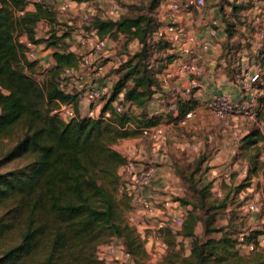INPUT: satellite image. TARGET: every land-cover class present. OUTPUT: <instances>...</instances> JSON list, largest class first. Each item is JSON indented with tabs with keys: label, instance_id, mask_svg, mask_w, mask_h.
I'll list each match as a JSON object with an SVG mask.
<instances>
[{
	"label": "trees",
	"instance_id": "trees-1",
	"mask_svg": "<svg viewBox=\"0 0 264 264\" xmlns=\"http://www.w3.org/2000/svg\"><path fill=\"white\" fill-rule=\"evenodd\" d=\"M159 2L134 7L136 13L116 20L91 19L89 28L100 38L120 36L125 49L134 40L139 48L115 71L118 79L110 85L102 107L109 117L90 119L82 115L75 97L59 89L62 70L76 67L77 57L63 45L72 31L57 21L53 3L0 0V170L6 168L0 171V264H104L96 257V248L113 238L125 242L133 264L146 256L144 239L123 220L124 211L132 209L131 199L126 195L117 199L118 171L126 162L118 146L122 140L137 138L140 128L162 124L165 117L154 116L157 108L152 106L155 96L164 94L161 76L167 66L154 69L148 62L154 51L170 49L167 42L152 39ZM231 7L233 16L239 6ZM40 23L49 30L42 40L36 37ZM20 37L32 45L43 41L53 49L48 71L42 72L36 61L27 59ZM237 60L233 54L231 64ZM37 69L40 80L35 77ZM115 103L123 107L122 114L116 113ZM61 104L73 105L75 117L68 122L57 114ZM194 107L191 98H175L169 121L177 124ZM261 140L258 129L240 140V157L234 160L244 162L246 176L222 198L212 195L211 183L198 185L192 180L205 162L197 161L189 175L192 196L174 200L185 208L181 227L158 230L167 252L162 264H264V246L258 244L264 227L241 233L236 231L237 220L224 225L217 220L232 205L230 196L248 187L254 177L264 180ZM197 228L202 229L201 236ZM186 240L189 251L184 255ZM241 244L253 245L254 250L241 255Z\"/></svg>",
	"mask_w": 264,
	"mask_h": 264
},
{
	"label": "built area",
	"instance_id": "built-area-1",
	"mask_svg": "<svg viewBox=\"0 0 264 264\" xmlns=\"http://www.w3.org/2000/svg\"><path fill=\"white\" fill-rule=\"evenodd\" d=\"M37 2L39 0H36ZM56 5V18L59 23L61 19L73 10V0H50ZM135 3L137 0H129ZM76 3V2H75ZM82 4V3H81ZM166 15L162 17L161 25H158L152 35L155 42L164 41L170 46L169 52L178 56L171 64V71L191 76L189 84L175 98H191L195 91L200 87L199 78L202 76V67L198 65L196 58L201 53L209 50L208 39H216L220 33V22L212 19L206 24L207 40L196 38L191 32L182 25V16L200 14L203 12V0H165ZM108 12L106 18L116 20L124 14V10L116 3H111L106 7ZM79 19L88 24L91 16L87 12H82ZM74 47H69L67 52L74 53L77 57L76 67L64 68L59 78V89L66 95L75 97L78 100L79 110L82 115L90 119L108 118V112L103 113L102 107L104 99L110 96L111 86L104 81L107 68L111 62L112 43L110 38H100L95 29L86 28L75 30L71 33ZM27 51V59L36 61L42 72H46L52 66L51 54L53 49L46 45L39 49V45H32L26 40L21 41ZM133 45V47H131ZM139 47L137 41L127 45L126 54L121 56L122 61L128 56L133 55ZM45 49L50 52L41 56V51ZM264 59V58H263ZM126 61V60H125ZM163 74L170 75L172 72ZM89 80H92L89 82ZM165 81V80H164ZM237 84L241 89V96L233 99L225 93H218L211 96L204 102V108L216 120L229 122L234 118L241 117L252 123L256 122L257 117L264 112V60L262 64H257L256 68H244L237 79ZM116 113L122 114L124 109L117 103L114 104ZM157 114V111L153 112ZM57 114L64 121L68 122L75 117L72 104H61L57 109ZM192 116V111L188 112L177 124L184 125L185 121ZM162 125L140 128L137 139L142 142L146 140L149 148L143 152L142 160L136 161L126 158L125 164L119 169L118 194L126 195L131 199L132 211L128 213L127 225L138 231V235L144 239L139 232L143 230L158 231L164 227L179 229L183 223L185 208L178 202L170 200L156 199L146 194L151 188L156 178L158 169L166 159L165 143L161 139ZM261 133L262 140L259 143L261 149V159L264 160V124L257 128ZM236 135V133H234ZM141 154V153H140ZM231 173L228 170L213 168L211 171V181L213 182L212 191L216 190L218 182H231ZM216 183V184H214ZM217 193H220L219 191ZM261 206L258 202H246L244 209L249 215L260 212ZM141 213L143 217L134 216V211ZM142 219V222H140ZM144 224L146 226H144ZM264 237L258 239L261 245ZM149 249L155 246L154 253L163 254L166 251L165 243L154 237L147 238ZM147 247V246H146ZM248 251H253L254 246H243ZM147 249V248H145ZM152 250V249H151ZM96 257L104 264H133V258L128 252L125 242L122 239L113 238L105 244L96 248Z\"/></svg>",
	"mask_w": 264,
	"mask_h": 264
},
{
	"label": "rangeland",
	"instance_id": "rangeland-1",
	"mask_svg": "<svg viewBox=\"0 0 264 264\" xmlns=\"http://www.w3.org/2000/svg\"><path fill=\"white\" fill-rule=\"evenodd\" d=\"M151 0H137L135 3H130L129 0H90L86 3L78 4L75 2H72L73 10L68 13L66 16H64L61 19V25L63 28H67L69 31H75L80 30L83 28H86V26L89 25L86 23H83L79 19V15L82 12H87L91 19L95 16L106 18V13L108 12V9L106 7H109L110 4L116 3L120 8L124 10V14H134L137 11H135V8L139 7H146ZM204 1V7L203 11H215L216 14L213 16L211 13V17L209 19H215L219 21L223 26L224 29H222V32H224V39L222 40L221 44L217 49L212 50V52H206V55H209V59H213L215 61L218 60H224L226 66L224 65H218L215 63L216 67L213 69V73L216 75H221L219 77H223L224 81L227 83L233 82L234 80L238 79L241 75V69L240 72L235 67L230 66L231 61L233 58V54H236V57L239 59V61L243 64L242 67L244 68H256L257 64H262L263 58H264V34L261 32L263 30L264 32V21L262 19L263 12H264V0H243L242 2H239L238 0H203ZM232 5L239 6L237 8V12L234 13L232 16ZM54 9H56V5L53 3ZM215 8V9H214ZM255 10L257 12L256 18L253 20L250 15H248L247 12H252ZM166 15V6H165V0H160L159 5L155 11L154 19L157 22L158 25L163 24L162 17ZM194 15H197L194 14ZM193 15V16H194ZM225 27L228 30V33L232 34L230 38H228V35L225 32ZM48 26L44 23H40L37 26L36 29V37L39 39H43L45 37H48ZM67 43H64L63 45L67 48L74 47V42L72 41L71 37L67 40ZM110 41L112 43V53L109 60L111 64L107 68L106 75L104 78V81L109 84L113 85L118 79V74L115 72L116 69L120 67L121 64L125 62V60L122 61L121 56H124L126 54L125 49V39L123 37L117 36V37H111ZM39 46H44L45 42H40L38 44ZM130 43L128 44V46ZM133 47V45L131 46ZM139 48V47H138ZM137 48V49H138ZM45 49L41 51L44 52ZM176 60L178 56L172 55L169 50H162V51H154L152 55L149 57L148 62L151 67L154 69H158L160 66H168L169 62L167 58ZM196 61L199 58V56L195 57ZM243 58V61L241 59ZM171 62V63H172ZM167 68V67H166ZM206 75L211 74L209 71V68H205ZM35 77L37 80H40V71L37 69L35 71ZM175 75H172L169 80H172V83L167 84V90L168 93L164 94H158L154 98L155 103L158 107L157 114H154V116L159 115H165L163 118V122L160 128L161 131V139L164 141L165 145V154L169 156L170 162V180H174L169 182V188L171 189V195L170 200H177L184 198L188 196L189 198L192 196V193L189 190V187L191 183L189 184V175L193 173V171L196 168V163L198 160L204 159V163H202L197 171V173L193 176V181L197 182L198 185H204L207 183L213 184L211 181V171L214 167H210L208 163L211 159L218 158L220 155L223 159L226 160V165L229 164V168L232 166V162L234 160V157H231V155L240 157V140L244 137L246 131H253L257 130L258 126L264 124V112L262 111L259 116L256 119L255 123H252L244 118L237 117L233 120L228 122V126L230 131H235L236 135L233 134V139L231 142H228L223 138L221 135V129L222 124L221 122L217 123L215 119L213 118L210 120L208 116H203L200 119V123H198L195 126H192L190 128H178L173 123L169 121V112H171V104L168 103V100L172 96V93H175L174 89H172L175 85V78L173 79ZM228 80L230 82H228ZM92 80H89L91 82ZM163 88V87H162ZM182 91V90H181ZM172 92V93H171ZM168 124H172V126H168ZM220 128V129H219ZM231 132V133H232ZM167 138L170 139V143L173 144H167ZM135 139V138H131ZM137 139V138H136ZM176 144V145H175ZM170 146L171 148H177L182 155L179 159H176L174 161L173 158V152L172 150L167 151V146ZM168 146V147H169ZM143 147V148H142ZM178 147H180L178 149ZM149 144L146 140H143L140 142L137 146L136 143L127 145L124 143H120L118 146V149L126 156V158H131L136 161L142 160L143 152L148 150ZM170 151V152H169ZM252 152V151H251ZM250 152V153H251ZM141 153V154H140ZM263 162V161H262ZM237 166H240V163L244 164V162L237 161ZM9 168V167H8ZM6 170V168H2L0 171ZM229 171V170H228ZM231 173L232 172L229 171ZM234 174V173H233ZM177 179V180H176ZM243 179H241L239 182H236L235 186H239L243 183ZM192 181V182H193ZM232 184L225 183V182H218L216 184V190L212 191V195L216 198H222L224 194L227 193L228 188H230ZM214 188V185H212ZM220 193H217V192ZM117 199H120V196L118 194ZM229 202H232V205H228L226 212L224 214L218 215V224L224 225L226 222L230 219L233 221L237 220V226L236 231L238 232H248L249 229L254 228L257 230H262L264 227V180L261 177H254L248 187L241 190L239 194H236L234 196H230L228 199ZM258 202V204L261 206L260 216H254L247 214V212L244 209V206L246 202ZM122 210H124V206H121ZM233 210V211H232ZM132 209H129L128 211H124L123 220L124 223H127V217L128 213L131 212ZM233 212V214H232ZM238 214V216H237ZM134 216L141 218L143 215L141 213H137L136 210L134 211ZM142 222V219H140ZM144 226H146L144 224ZM142 236L144 237L143 240V247L147 248L146 256L139 260V264H162L164 256L167 254L165 251L163 254H155V246L153 242V246L151 249H149L147 238L159 237V232L156 231H149V230H143L141 229L139 231ZM196 233L198 236L202 235V229L197 228ZM136 234H138V231H136ZM161 236V234H160ZM215 238H218L219 235H215ZM243 237L240 238L239 242H242ZM183 253L184 255L188 254L189 251V241L186 240L183 242ZM147 246V247H146ZM261 247L264 246V239L261 242ZM239 252L241 255H248L252 251L246 250L243 245L241 244L239 247Z\"/></svg>",
	"mask_w": 264,
	"mask_h": 264
},
{
	"label": "crops",
	"instance_id": "crops-1",
	"mask_svg": "<svg viewBox=\"0 0 264 264\" xmlns=\"http://www.w3.org/2000/svg\"><path fill=\"white\" fill-rule=\"evenodd\" d=\"M239 2H242L243 0H238ZM32 6L29 5L27 7V10H31ZM215 9V8H214ZM211 13L214 16L216 14L215 11L211 10V11H203L200 14L197 15H186V16H182L181 19V23L184 26V28L186 30H188L189 32H191L196 38L198 39H202V40H207V33H206V24L211 20L209 19L211 17ZM248 15H250L252 17V19L254 20L256 18V14L257 12L255 10H253L252 12H247ZM264 14V12H263ZM263 21H264V15L262 17ZM221 28L224 29V26L220 23ZM220 28V33L218 38L216 39H208L209 42V50L208 52H212V50L214 51V49H217L219 47V45L221 44L222 40L224 39V32H222V29ZM263 34V30L261 31ZM25 37H20V41H25ZM43 46H39V49H42ZM50 51L47 50L45 53H41V56H44L45 54H48ZM241 61H243V58L241 59ZM175 62V61H173ZM172 62V63H173ZM170 63L167 68L164 71V74L166 73V70H168V72L171 71V64ZM197 63L199 66L202 67L203 73L202 76L199 78V84L200 87L195 91V93L193 94V96L191 97V99L194 100L195 102V107L192 111V116L187 119L184 123V125H179V124H174L176 127L178 128H184L186 129L187 127L190 128L192 126L197 125L198 123H200V119L203 116H208V118L210 120H212L214 117L210 115V113L204 108V102L206 100H208L211 96H213L214 94H218V93H225L227 95H229L230 97H232L233 99H238L242 92L240 87L237 84V79L234 80L233 82L229 81L230 83H227L224 81L223 77H219L221 75H216L215 73H213V69L214 67H216L215 63H217L218 65H224L226 66V64H223V60H218L215 61L213 59H209V55H206V53H201L199 54V58L197 59ZM230 66L235 67L236 69H241V71L244 69L243 64L237 60L236 62H234V64H231ZM209 68V71L211 74L206 75V70L205 68ZM173 71V72H172ZM170 73V75L167 76H161V79L163 81V93H168L169 91L167 90V84L168 83H172V80L168 79L172 76L175 75L173 77V79L175 78V86L172 88L174 89L175 93H172V96L170 97V99L168 100V103H170L171 105L174 102L175 97L181 93V90H183L184 88H186L189 84L190 79H192L191 76L188 75H184L181 73H178L175 70H172ZM238 78V77H237ZM165 80V81H164ZM156 97V96H155ZM184 99H190V98H184ZM155 101H153V107L157 108L158 106L155 104ZM157 113L160 112V110H158V108L156 109ZM215 119V118H214ZM215 121L217 123L221 122L215 119ZM222 124V129H221V135L223 136V138L228 142H231V140L233 139V134L236 133L235 131H230L229 126H228V122H221ZM168 126H172V124H168ZM220 129V128H219ZM232 132V133H231ZM249 131L245 132V135L248 133ZM127 145L130 144H134L136 143L137 146L140 143V141L138 139H125L120 141V143H124ZM173 144L170 143V139L167 138V144ZM174 145V144H173ZM176 145V144H175ZM169 146V145H168ZM167 146V151L168 150H172L173 152V158L174 161H176V159H179L182 155V153L177 150V148H171L170 146ZM143 148V147H142ZM180 147H178L179 149ZM166 150V148H165ZM147 151V150H146ZM145 151V152H146ZM170 152V151H169ZM172 158V156H169ZM168 155H166V159L162 162L160 168L158 169V172L156 174V178L154 180V182L151 185V188L146 192L147 195L152 196L156 199H160V200H165L168 199L171 195V189L169 188V182L174 181L173 179L170 180V175H169V171H170V159H169ZM231 157L235 156L231 155ZM226 160L223 159L220 155L218 156V158H213L210 160V162L208 163V165L210 167H214L220 170H229L232 172V180H231V184H235L236 182H239L241 179H243L246 176V172H247V166L245 164L240 163V166H237V160H233L232 162V166L231 168H229V164L226 165ZM241 162V161H240ZM234 173V174H233ZM211 179V178H210ZM177 180V179H176ZM216 184V183H214Z\"/></svg>",
	"mask_w": 264,
	"mask_h": 264
}]
</instances>
